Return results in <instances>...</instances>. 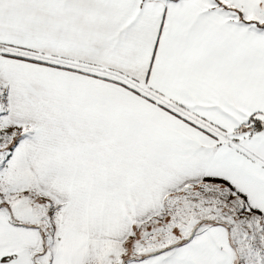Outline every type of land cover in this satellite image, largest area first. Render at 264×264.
<instances>
[{
    "label": "snow or ice",
    "instance_id": "1",
    "mask_svg": "<svg viewBox=\"0 0 264 264\" xmlns=\"http://www.w3.org/2000/svg\"><path fill=\"white\" fill-rule=\"evenodd\" d=\"M0 264H264V0H0Z\"/></svg>",
    "mask_w": 264,
    "mask_h": 264
}]
</instances>
